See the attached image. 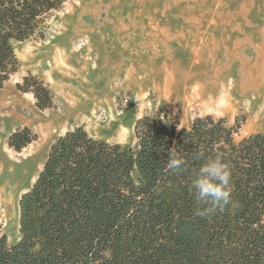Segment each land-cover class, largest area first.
I'll return each instance as SVG.
<instances>
[{
  "label": "trees",
  "instance_id": "trees-1",
  "mask_svg": "<svg viewBox=\"0 0 264 264\" xmlns=\"http://www.w3.org/2000/svg\"><path fill=\"white\" fill-rule=\"evenodd\" d=\"M67 0H0V91L18 69L15 42L45 37L43 27ZM36 106H53L34 75L17 83ZM240 122L196 117L187 126L143 116L136 142H110L80 125L55 138L19 199L20 236L0 223V264H264V131L236 140ZM37 139L24 126L8 139L20 152ZM174 151L186 162L169 172ZM232 170V201L206 217L191 180L205 158Z\"/></svg>",
  "mask_w": 264,
  "mask_h": 264
},
{
  "label": "rangeland",
  "instance_id": "rangeland-1",
  "mask_svg": "<svg viewBox=\"0 0 264 264\" xmlns=\"http://www.w3.org/2000/svg\"><path fill=\"white\" fill-rule=\"evenodd\" d=\"M43 30L14 43L18 69L0 91V223L10 243L21 194L55 138L77 126L130 145L143 116L181 126L223 117L240 122L236 140L264 131V0H67ZM30 74L49 85L52 107L18 88ZM197 82L209 94L225 84L230 108L183 109ZM24 126L37 139L18 152L8 139Z\"/></svg>",
  "mask_w": 264,
  "mask_h": 264
},
{
  "label": "clouds",
  "instance_id": "clouds-1",
  "mask_svg": "<svg viewBox=\"0 0 264 264\" xmlns=\"http://www.w3.org/2000/svg\"><path fill=\"white\" fill-rule=\"evenodd\" d=\"M185 168V160L171 151L167 161V170L175 173L182 172ZM232 175L229 164L224 162L220 155L205 158L189 186L198 205L195 215L206 217L217 210L224 211L229 205L235 206L232 201L234 190Z\"/></svg>",
  "mask_w": 264,
  "mask_h": 264
},
{
  "label": "bare ground",
  "instance_id": "bare-ground-1",
  "mask_svg": "<svg viewBox=\"0 0 264 264\" xmlns=\"http://www.w3.org/2000/svg\"><path fill=\"white\" fill-rule=\"evenodd\" d=\"M246 83L248 82L243 81L242 85L244 88H246ZM185 94L186 96L184 99L183 109H187L190 106H213L223 109L230 108V103H228L229 96L227 95V87L225 84L221 86L219 92L216 93V91L213 90V93L209 94L206 92L205 86L202 83L197 82L190 89H188Z\"/></svg>",
  "mask_w": 264,
  "mask_h": 264
},
{
  "label": "crops",
  "instance_id": "crops-1",
  "mask_svg": "<svg viewBox=\"0 0 264 264\" xmlns=\"http://www.w3.org/2000/svg\"><path fill=\"white\" fill-rule=\"evenodd\" d=\"M19 97H20V96H16L15 99H18ZM15 99H14V102H15ZM12 105H13V104H12ZM12 105H11V106H12Z\"/></svg>",
  "mask_w": 264,
  "mask_h": 264
}]
</instances>
